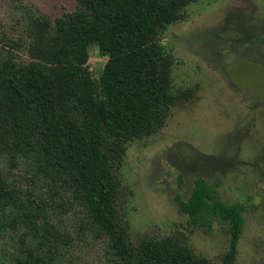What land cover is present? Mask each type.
<instances>
[{"label":"trees","instance_id":"1","mask_svg":"<svg viewBox=\"0 0 264 264\" xmlns=\"http://www.w3.org/2000/svg\"><path fill=\"white\" fill-rule=\"evenodd\" d=\"M199 0H75L53 21L27 16L24 38L0 52V264H63L75 240L104 264H213L176 237L129 239L115 172L128 145L158 133L186 93L161 34ZM106 59L97 79L88 47ZM23 55V56H22ZM178 208L195 225H227L220 264H235L242 206L194 182ZM75 223V237L73 225Z\"/></svg>","mask_w":264,"mask_h":264},{"label":"rangeland","instance_id":"2","mask_svg":"<svg viewBox=\"0 0 264 264\" xmlns=\"http://www.w3.org/2000/svg\"><path fill=\"white\" fill-rule=\"evenodd\" d=\"M75 0H0V52L25 37L27 16L52 21ZM174 59V93H186L156 134L132 141L118 163V210L129 239L178 238L199 257L220 264L227 225H195L182 214L194 182L217 184L225 204L243 207L235 264H264V0H199L161 34ZM97 79L106 59L89 46ZM23 56V55H22ZM72 232L75 237V223ZM63 264H104L101 246L75 240Z\"/></svg>","mask_w":264,"mask_h":264}]
</instances>
